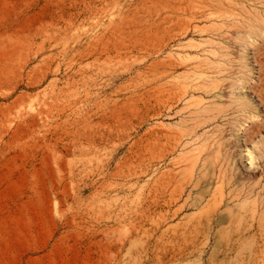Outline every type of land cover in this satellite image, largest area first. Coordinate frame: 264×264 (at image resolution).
Returning a JSON list of instances; mask_svg holds the SVG:
<instances>
[{"label": "rangeland", "instance_id": "obj_1", "mask_svg": "<svg viewBox=\"0 0 264 264\" xmlns=\"http://www.w3.org/2000/svg\"><path fill=\"white\" fill-rule=\"evenodd\" d=\"M0 264H264V0H0Z\"/></svg>", "mask_w": 264, "mask_h": 264}]
</instances>
